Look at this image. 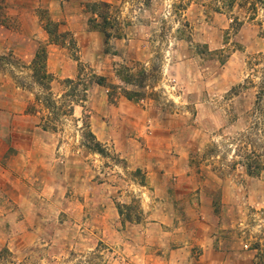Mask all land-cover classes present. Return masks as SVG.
Returning <instances> with one entry per match:
<instances>
[{
    "label": "rangeland",
    "instance_id": "374dc122",
    "mask_svg": "<svg viewBox=\"0 0 264 264\" xmlns=\"http://www.w3.org/2000/svg\"><path fill=\"white\" fill-rule=\"evenodd\" d=\"M249 2L0 0V252L26 264H260L264 171L241 165L244 148L264 164V103L250 115L264 11ZM41 49L50 79L34 65ZM168 158L187 160L168 182L184 198L175 210L144 188Z\"/></svg>",
    "mask_w": 264,
    "mask_h": 264
},
{
    "label": "trees",
    "instance_id": "16d2710c",
    "mask_svg": "<svg viewBox=\"0 0 264 264\" xmlns=\"http://www.w3.org/2000/svg\"><path fill=\"white\" fill-rule=\"evenodd\" d=\"M94 5H97V3H95ZM106 5V4H104ZM250 5V10L252 11V15H255L260 8H262V10L264 11V0H251V2H249ZM105 33V36L108 37L110 36L107 32L103 31ZM49 34H51L50 31H48ZM262 58H264V55L262 56ZM47 62V52L45 51V49H41L37 52L35 60H34V65L35 67H40V71L44 72L45 77L47 78H52L50 74L47 73L46 65ZM128 74L129 70L126 69L125 70ZM123 71L120 72V76L122 77V79L124 81H129L127 80L124 76H122ZM93 79L95 80V82L99 85H106L107 84V80L105 77H97V76H93ZM250 83L254 86L255 82L253 80H250ZM258 93H257V99H256V103H255V112L251 113L250 115H253L254 117L258 116V113L263 114V103H264V72H263V76L260 80V83L258 84ZM125 96L127 99L134 101V100H139L141 99L142 95L141 94H135L132 92H129L127 90H125ZM264 124V117H263V122L261 120V116L258 118L257 121L254 122V126L256 128H259V126ZM244 138L249 140V136H245ZM251 139V138H250ZM240 142H243L244 139H240ZM94 151L103 154L104 151L101 149L100 144H96L94 146ZM245 150L247 152H245ZM242 158H244L243 162L241 163L242 167L246 170L247 175L251 176V177H260V174H262V172L264 171V164L263 162H261V160L259 158H261L262 156L260 155L259 152L256 151H250L247 150V148H244V153L243 155H241ZM125 205H119L118 209H119V214L121 216L124 215L123 212V208H125ZM127 220L129 219V216H127ZM258 255H257V259H259L260 264H264V252L259 249L258 250ZM0 264H26L23 262L17 263L13 260V256L12 254L9 252V250L7 249H3L0 252ZM28 264V263H27ZM32 264V263H30Z\"/></svg>",
    "mask_w": 264,
    "mask_h": 264
},
{
    "label": "crops",
    "instance_id": "0c3cea01",
    "mask_svg": "<svg viewBox=\"0 0 264 264\" xmlns=\"http://www.w3.org/2000/svg\"><path fill=\"white\" fill-rule=\"evenodd\" d=\"M51 3L53 2L50 1V4ZM124 138L125 141H127L128 133L124 135ZM128 159L130 160V162H132L131 159L133 158L130 157ZM168 159H171V161H169V164L162 162L161 164L153 165L156 166L157 169L148 168V174L150 176L151 183H149V186H145L144 188H147L151 192L152 195L151 200L154 201V204H156L158 209L175 210V208L177 209L179 205L184 204V198H179L177 196L172 197L171 194L168 193L169 190L168 182L172 178H179V177L182 178V176L187 175V160L186 158H168ZM133 163L135 162L133 161ZM175 187L176 190H179L181 186L179 184L176 185ZM155 196L158 199H156Z\"/></svg>",
    "mask_w": 264,
    "mask_h": 264
}]
</instances>
